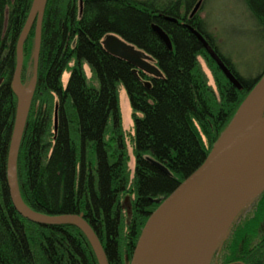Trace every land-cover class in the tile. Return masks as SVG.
Returning <instances> with one entry per match:
<instances>
[{
	"label": "trees",
	"instance_id": "obj_1",
	"mask_svg": "<svg viewBox=\"0 0 264 264\" xmlns=\"http://www.w3.org/2000/svg\"><path fill=\"white\" fill-rule=\"evenodd\" d=\"M246 2L264 25V0ZM31 3L32 0H0V80L4 77L0 84V264H98L79 227L29 220L15 209L9 193L6 166L17 102L11 79L17 41ZM195 3L196 0H82L81 12L77 0L47 2L38 83L18 157L20 191L24 201L42 213L84 212L110 264L130 263L126 261L125 246L132 257L146 220L160 204L158 200L167 197L203 163L264 72L263 68L250 80L241 76L206 32L204 21L196 15L188 17ZM184 22L206 36L239 77L241 88L228 80ZM154 23L169 34L172 48L153 29ZM111 33L153 56L164 75L135 72L131 62L108 51L102 41ZM34 36L35 24L24 44V69ZM201 54L219 72L215 76L217 90L200 66ZM84 64L91 68V80ZM65 71L69 72L66 86L62 81ZM120 83L133 109V181L119 106ZM90 153L94 156L92 162ZM152 159L165 165L170 173L158 168ZM130 185L135 198L129 222L124 224L120 198ZM246 209L254 210V215L242 224L243 214L240 215L224 245L235 253L242 244L249 264H264V234L258 230L264 217V191ZM220 250L221 247L217 252ZM231 258L227 256L224 264Z\"/></svg>",
	"mask_w": 264,
	"mask_h": 264
},
{
	"label": "water",
	"instance_id": "obj_2",
	"mask_svg": "<svg viewBox=\"0 0 264 264\" xmlns=\"http://www.w3.org/2000/svg\"><path fill=\"white\" fill-rule=\"evenodd\" d=\"M48 0H32L28 17L17 41V61L12 75L16 111L7 155L6 180L15 209L41 224H73L88 238L98 264H110L101 239L85 218L84 212L51 215L34 210L23 199L18 180V157L29 111L38 83L42 28ZM202 0L190 13L195 16ZM82 7V0H80ZM177 21L176 18L168 17ZM36 25L34 70L30 81H22L24 44ZM215 60L228 80L242 87L216 48L196 27L184 22ZM153 29L172 48L169 34L158 24ZM111 53L122 57L155 77L164 73L153 56L118 34L102 41ZM150 86V81H146ZM54 117L55 130L58 112ZM161 170H170L152 159ZM264 191V72L237 108L231 121L213 145L203 163L189 174L153 210L137 240L129 264H210L216 250L227 238L242 211Z\"/></svg>",
	"mask_w": 264,
	"mask_h": 264
},
{
	"label": "rangeland",
	"instance_id": "obj_3",
	"mask_svg": "<svg viewBox=\"0 0 264 264\" xmlns=\"http://www.w3.org/2000/svg\"><path fill=\"white\" fill-rule=\"evenodd\" d=\"M198 1L199 0H196V3ZM77 5L78 9L80 8V11L82 12V7L79 0H77ZM190 13H188V17L190 16ZM195 15L199 16V18L204 21V28L206 32L214 40L220 52L230 60L235 70L239 74H241V76L248 80L254 79L263 70L264 25L262 23L260 24L257 16L253 12H251L246 0H202L201 6L199 7ZM35 38L36 25L35 36L33 40V49L31 56L27 62V69H24L23 62L22 81L25 84L30 81L33 75ZM198 61L201 68L205 72L209 83L217 90L215 76L219 74V72L216 70L214 65L209 61V58L205 54L199 55ZM84 69L86 71L87 77L91 80L93 74L90 66L88 64H84ZM68 78L69 72L65 71L62 75L64 86L67 85ZM3 80L4 77L1 78L0 84ZM93 83L96 84L97 81L94 80ZM118 94L122 125L125 131L127 148L130 155L129 168L131 170V181H133L136 165V158L133 149L134 143L132 141V136L135 132L133 109L131 106L129 94L122 83H120L118 87ZM90 158L91 161L94 160V156L92 155V153H90ZM134 198L135 193L133 191V186L130 185L128 190L123 193L120 198V205L124 215V224H127L131 217ZM244 210L241 213V215L243 214V219L240 220V223H243V221L254 215V210L250 209L248 210L249 212L247 211V209L246 211ZM258 230L261 234H264V217L260 226L258 227ZM127 231L128 230L125 228V233ZM125 233L123 231L121 237V243L123 244L125 243L126 239ZM229 238L230 239L228 241L232 239V236ZM223 245L224 241L220 245L221 249ZM220 247L216 250L214 256L218 253L217 251L220 249ZM125 251L126 261L127 263H129L131 260V256H129L126 246Z\"/></svg>",
	"mask_w": 264,
	"mask_h": 264
},
{
	"label": "flooded vegetation",
	"instance_id": "obj_4",
	"mask_svg": "<svg viewBox=\"0 0 264 264\" xmlns=\"http://www.w3.org/2000/svg\"><path fill=\"white\" fill-rule=\"evenodd\" d=\"M217 254L213 257L210 264H224L225 258L230 255L233 256V258H231L228 264H249L248 258H245L246 250L242 244L239 245L235 253L229 252L225 245Z\"/></svg>",
	"mask_w": 264,
	"mask_h": 264
},
{
	"label": "bare ground",
	"instance_id": "obj_5",
	"mask_svg": "<svg viewBox=\"0 0 264 264\" xmlns=\"http://www.w3.org/2000/svg\"><path fill=\"white\" fill-rule=\"evenodd\" d=\"M193 18V17H192Z\"/></svg>",
	"mask_w": 264,
	"mask_h": 264
}]
</instances>
